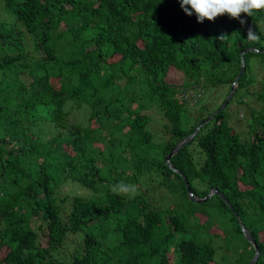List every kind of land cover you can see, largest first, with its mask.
Segmentation results:
<instances>
[{"label":"trees","instance_id":"16d2710c","mask_svg":"<svg viewBox=\"0 0 264 264\" xmlns=\"http://www.w3.org/2000/svg\"><path fill=\"white\" fill-rule=\"evenodd\" d=\"M0 2V264H222L213 235L231 250L225 264H249L256 247L240 221L259 247L253 264H264V87L251 138L229 124L232 100L192 117L179 98L196 87L229 94L245 49L235 96L255 83L264 10L242 13V25L227 14L198 23L179 0ZM172 69L182 86L167 81ZM149 105L165 118L160 140ZM84 108L87 124L72 123ZM211 115L174 170L167 156ZM121 181L135 192L114 193ZM73 184L92 193L65 190ZM151 189L174 202L154 204ZM218 214L233 223L224 234H212Z\"/></svg>","mask_w":264,"mask_h":264},{"label":"rangeland","instance_id":"374dc122","mask_svg":"<svg viewBox=\"0 0 264 264\" xmlns=\"http://www.w3.org/2000/svg\"><path fill=\"white\" fill-rule=\"evenodd\" d=\"M1 7V2H0ZM4 10V8L2 7ZM5 11V10H4ZM248 77H254L255 83L252 84L248 89L241 90L237 95L233 98L231 103L227 106V119L229 121V124L237 131L239 132L244 138H251V134L249 131V121L251 119V112L250 110H253L255 112H258L262 106L261 102L257 99V93L259 90H261L264 87V63L263 61L256 56L251 57L250 59V68L247 71ZM167 81L175 84L177 86H182L185 82V76L183 72H180L178 70L172 69L170 73L167 76ZM58 79H53L55 82ZM229 85H224L220 87H207V88H200L196 87V89L190 88L186 94H179V98L181 100L187 98L188 106L190 107V110L192 112V117H196L198 114H200V109L203 106L207 107L206 113H209L213 110H218L222 104L225 102L227 97L229 96ZM224 101V102H223ZM221 104V105H220ZM147 112L149 113V116L151 118V124L150 129L155 132L156 139H161V129L163 126V123L165 122V118L163 116L162 110L155 106V105H149ZM87 108H84L80 112H78L76 109H73L72 115L70 117L72 123H81L83 125L87 124ZM196 158L200 159L199 154H196ZM202 160V158H201ZM200 160V161H201ZM130 185V184H128ZM133 186V185H132ZM149 186L148 184H145L143 188H146ZM136 188V186H135ZM65 190H68L70 192H73L74 194H81L88 196L92 193V191L88 188L81 187L77 184H73L72 186H69L68 188H65ZM162 194H167V192L162 189ZM151 200H153L154 204H171L174 202L175 197L173 195H165V197H161V191H153L151 189ZM132 193V192H131ZM195 197V196H194ZM159 206V205H158ZM214 228H212V234L215 232H220L221 234H224L227 230H225L224 226L227 225L228 227L232 228L233 223L229 221V217L217 215L214 219ZM229 234V233H226ZM214 243L217 246V258L219 261H222L225 264V261L222 260L223 255L228 254L231 252L229 250L225 243H224V236L217 237L216 235H213ZM42 243L46 242V238L44 237V234H42L41 237ZM5 249L0 251V256H2L5 253ZM172 257V256H171ZM222 263V264H223ZM226 263H229L228 261Z\"/></svg>","mask_w":264,"mask_h":264},{"label":"clouds","instance_id":"9594fccd","mask_svg":"<svg viewBox=\"0 0 264 264\" xmlns=\"http://www.w3.org/2000/svg\"><path fill=\"white\" fill-rule=\"evenodd\" d=\"M179 2L181 9L186 15L192 16L195 14L198 23H203L205 19L214 21L218 16L227 14L230 18L240 20V23L243 25L245 21L241 19L242 13L252 16L254 11L264 10V0H179ZM224 35L221 34L219 38H222ZM247 38L251 41H257L259 36L252 27H248ZM233 83L237 85V80ZM112 191L116 194L134 193L135 186L121 181L112 186Z\"/></svg>","mask_w":264,"mask_h":264},{"label":"water","instance_id":"95a60500","mask_svg":"<svg viewBox=\"0 0 264 264\" xmlns=\"http://www.w3.org/2000/svg\"><path fill=\"white\" fill-rule=\"evenodd\" d=\"M249 49H245L242 51V65H241V69H240V72L237 76V80L240 78V76L242 75V73L244 72L245 68H246V61H245V58H244V53L247 52ZM236 88H237V85L236 83H233V86H232V90L229 94V96L227 97V99L225 100V102L222 104V106L216 110V113L220 112L221 110L225 109V107L228 105V103L230 102L231 99H233L234 95H235V91H236ZM214 117V115H211L209 116L208 118H206L203 122H201V124H199V126L196 128V130L191 134L189 135L188 137H186L184 140H182L173 150L172 152L167 156V162L170 164V159L172 158V156L178 151L180 150L185 144H187L190 140H192L197 134L198 132L200 131L201 127L203 125H205L207 122L211 121V119ZM171 165V164H170ZM173 167L174 170L178 171L173 165H171ZM181 174V173H180ZM217 191L216 190H212L209 195L204 198V199H199V201H202V200H206L208 198H210L212 196V194L216 193ZM240 224H241V227H242V230L245 234V236L251 241L254 243L255 247H256V254H255V257L250 261L249 264H253L254 262L257 261V259L259 258V247L257 246L256 244V241L255 239L253 238L252 236V233L244 226V224H242V222L240 221Z\"/></svg>","mask_w":264,"mask_h":264}]
</instances>
